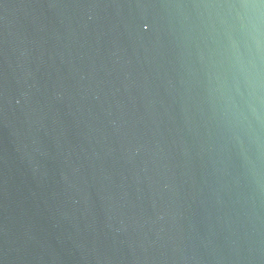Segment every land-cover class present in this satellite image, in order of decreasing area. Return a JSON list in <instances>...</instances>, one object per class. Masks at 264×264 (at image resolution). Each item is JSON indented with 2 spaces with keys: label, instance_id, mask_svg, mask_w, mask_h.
<instances>
[{
  "label": "water",
  "instance_id": "water-1",
  "mask_svg": "<svg viewBox=\"0 0 264 264\" xmlns=\"http://www.w3.org/2000/svg\"><path fill=\"white\" fill-rule=\"evenodd\" d=\"M0 264H264V0H0Z\"/></svg>",
  "mask_w": 264,
  "mask_h": 264
}]
</instances>
